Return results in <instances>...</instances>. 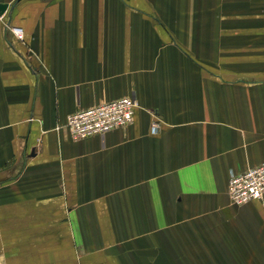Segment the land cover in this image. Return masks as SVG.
<instances>
[{"label": "crops", "instance_id": "obj_1", "mask_svg": "<svg viewBox=\"0 0 264 264\" xmlns=\"http://www.w3.org/2000/svg\"><path fill=\"white\" fill-rule=\"evenodd\" d=\"M0 4V264H264V194L228 192L264 162V80L208 63L225 11L264 0ZM123 96L130 125L70 137Z\"/></svg>", "mask_w": 264, "mask_h": 264}, {"label": "built area", "instance_id": "obj_2", "mask_svg": "<svg viewBox=\"0 0 264 264\" xmlns=\"http://www.w3.org/2000/svg\"><path fill=\"white\" fill-rule=\"evenodd\" d=\"M23 30L20 26H12L13 33L19 38L23 37ZM137 107L138 101L131 96L104 101L69 114L65 126L73 140H82L130 125ZM159 129L160 124L155 122L153 131ZM228 192L231 202L237 205L261 198L264 194V162L245 170H232Z\"/></svg>", "mask_w": 264, "mask_h": 264}, {"label": "rangeland", "instance_id": "obj_3", "mask_svg": "<svg viewBox=\"0 0 264 264\" xmlns=\"http://www.w3.org/2000/svg\"><path fill=\"white\" fill-rule=\"evenodd\" d=\"M258 11L255 17L248 12L226 10L225 34L220 33L221 40L209 44V65L230 72L225 76L230 80H264V9ZM237 18L241 20H234Z\"/></svg>", "mask_w": 264, "mask_h": 264}, {"label": "water", "instance_id": "obj_4", "mask_svg": "<svg viewBox=\"0 0 264 264\" xmlns=\"http://www.w3.org/2000/svg\"><path fill=\"white\" fill-rule=\"evenodd\" d=\"M13 5L15 6V3ZM5 9H6V6L4 4H0V13L1 12L3 13L5 11Z\"/></svg>", "mask_w": 264, "mask_h": 264}, {"label": "bare ground", "instance_id": "obj_5", "mask_svg": "<svg viewBox=\"0 0 264 264\" xmlns=\"http://www.w3.org/2000/svg\"><path fill=\"white\" fill-rule=\"evenodd\" d=\"M23 37H24V30H23ZM23 37H22V38H23Z\"/></svg>", "mask_w": 264, "mask_h": 264}]
</instances>
